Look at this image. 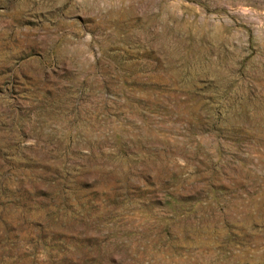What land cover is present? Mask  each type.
<instances>
[{"label":"rangeland","instance_id":"rangeland-1","mask_svg":"<svg viewBox=\"0 0 264 264\" xmlns=\"http://www.w3.org/2000/svg\"><path fill=\"white\" fill-rule=\"evenodd\" d=\"M0 264H264V0H0Z\"/></svg>","mask_w":264,"mask_h":264}]
</instances>
